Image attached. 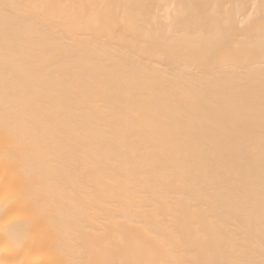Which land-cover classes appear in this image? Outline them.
Wrapping results in <instances>:
<instances>
[{
  "label": "bare ground",
  "instance_id": "1",
  "mask_svg": "<svg viewBox=\"0 0 264 264\" xmlns=\"http://www.w3.org/2000/svg\"><path fill=\"white\" fill-rule=\"evenodd\" d=\"M0 264H264V0H0Z\"/></svg>",
  "mask_w": 264,
  "mask_h": 264
}]
</instances>
